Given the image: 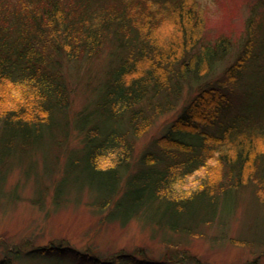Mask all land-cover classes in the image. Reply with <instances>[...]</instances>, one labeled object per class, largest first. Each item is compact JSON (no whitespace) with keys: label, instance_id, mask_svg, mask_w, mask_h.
<instances>
[{"label":"trees","instance_id":"trees-1","mask_svg":"<svg viewBox=\"0 0 264 264\" xmlns=\"http://www.w3.org/2000/svg\"><path fill=\"white\" fill-rule=\"evenodd\" d=\"M199 5L0 0V207L21 199L31 180L30 202L39 210L51 192L56 210L87 192L102 222L124 227L142 219L168 245L158 258L143 247L100 256L64 239L42 246L0 236V264H204L173 250V238L225 221L234 192L248 187L261 221L233 244L264 247V2L253 6L246 38L223 75L202 82L166 133L134 160L136 140L180 107L191 78L205 80L234 49L227 37L205 41ZM70 61L88 72L77 112ZM75 135L78 148L71 147ZM16 168L21 177L9 189ZM200 173L202 181L185 188Z\"/></svg>","mask_w":264,"mask_h":264},{"label":"rangeland","instance_id":"rangeland-1","mask_svg":"<svg viewBox=\"0 0 264 264\" xmlns=\"http://www.w3.org/2000/svg\"><path fill=\"white\" fill-rule=\"evenodd\" d=\"M258 2H264V0H200L199 9L204 17L205 41L213 45L222 36L227 37L233 42L234 49L228 53L225 61H219L214 73L205 80L198 81L192 77L187 84L185 97L180 107L158 118L150 130L136 140L135 161L140 158L145 148L166 133L170 125L180 116L187 100L195 94L201 84L223 75L225 67L233 62L239 51V43L246 38L247 23L253 6ZM66 72L73 87L75 86L72 111L77 112L87 96L85 90L88 78L87 65L81 66L75 61H70L67 63ZM71 140L72 148L80 146L81 139L78 136L75 135ZM65 161L62 159V164ZM201 175L191 176L184 183L185 188L198 185L202 178L197 179V176L203 177V174ZM213 175L214 173L210 174L209 178L218 182V179L212 178ZM20 177L21 170L14 169L9 176L7 188L13 189ZM33 191L34 183L31 180L21 187V199L10 200V204L0 207V236L6 237L11 243L32 238L37 245L43 246L52 240L64 239L78 250L91 249L100 256H106L121 249L132 251L137 247H143L152 258L160 257L168 249V245L162 241L160 235L152 237L153 226L146 225L142 219H134L124 227L117 223L102 222V216L89 206L91 199L87 192L79 199L80 201L73 197V193L72 202L59 210L51 204V192L44 209L39 210L30 202ZM234 193L235 196H232V199L230 197L231 201L228 204L235 208L225 221L220 222L221 220L218 219L214 224L205 226L201 229L202 232L196 235L173 238L175 240L170 244L175 246L173 250L187 252V255L204 264H264V256H262L264 247H241L233 244L234 240L246 238L249 235V228L257 225L259 223L257 221H261L252 213L254 208L258 210L259 216L261 213L255 203L252 187L243 188ZM187 261L186 264H194L192 259Z\"/></svg>","mask_w":264,"mask_h":264}]
</instances>
